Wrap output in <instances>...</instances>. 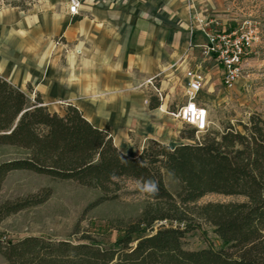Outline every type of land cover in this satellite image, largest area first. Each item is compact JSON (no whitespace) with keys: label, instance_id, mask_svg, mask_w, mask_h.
<instances>
[{"label":"trees","instance_id":"16d2710c","mask_svg":"<svg viewBox=\"0 0 264 264\" xmlns=\"http://www.w3.org/2000/svg\"><path fill=\"white\" fill-rule=\"evenodd\" d=\"M25 9V8H22ZM30 92L0 74V145L23 153L0 162V190L20 169L74 180L100 189V201L116 197L126 180L157 182L142 212L117 226L115 241L103 244L92 233L69 238L40 234L17 240L0 232L4 264H264V116L197 129L172 146L155 138L131 156L116 144L111 128L90 121L73 103L52 111L40 92ZM159 100L150 103L160 106ZM46 187L17 200H0V223L10 214L45 202ZM210 193L239 196L230 201H199ZM211 227L221 244L189 249L188 233ZM79 229L74 234H78Z\"/></svg>","mask_w":264,"mask_h":264},{"label":"crops","instance_id":"0c3cea01","mask_svg":"<svg viewBox=\"0 0 264 264\" xmlns=\"http://www.w3.org/2000/svg\"><path fill=\"white\" fill-rule=\"evenodd\" d=\"M81 2L80 11L75 15L69 13L70 0H43L37 12L28 15L13 7L5 14L6 25L0 31V43L9 41L13 54L3 48L1 66L7 68L18 62L22 66L21 75L27 82L37 84L35 91L42 94L48 106L57 98L78 106L73 101L77 99L89 116L78 107L93 123L91 117H98L110 119L116 128H133L142 133L165 132L161 123L164 113L168 112L165 105L158 112L150 113L142 107L140 97L132 88L140 83L149 85V79L155 78V85L163 91L159 82H163L165 73L171 72L179 77L184 75L187 87V71H202V65L213 60L203 55L202 48L198 51L197 47L207 40L200 21L211 20L210 14L221 10L222 1ZM58 40L82 50L81 75H77L71 60L61 67L55 54L62 51L60 46L56 47ZM204 58L208 61L204 62ZM0 74L9 79L1 71ZM200 100L207 105L206 100L201 97ZM150 108L155 109L151 105ZM94 124L101 128L110 126L109 123ZM120 149L131 156L141 152L134 144Z\"/></svg>","mask_w":264,"mask_h":264},{"label":"rangeland","instance_id":"374dc122","mask_svg":"<svg viewBox=\"0 0 264 264\" xmlns=\"http://www.w3.org/2000/svg\"><path fill=\"white\" fill-rule=\"evenodd\" d=\"M221 1V10L216 14H210L209 18L215 19L218 22L216 26L220 29L247 32L252 36V42L244 62V71L231 87L224 84L222 64L210 60L202 65L201 70L205 75L207 85L200 93V97L207 102L211 117L210 126L215 129H223L229 122L247 121L253 113H260L264 116V0ZM41 2L43 0H0L1 33L6 25L5 14L12 11L13 7H17L22 14L28 15L31 12L35 14ZM9 44V41L0 43V52L6 48L8 53L13 54V49ZM192 45L196 46L195 43ZM59 46L62 51L59 50L55 54L59 57L61 67L68 65L71 60L74 62L77 75H81L82 50L77 49V46L73 44L64 45L63 40L57 41L56 47ZM197 48L198 51L201 49V47ZM206 61L208 60L204 58V62ZM1 64L0 71L5 76L34 95L29 87L32 86L37 90V84L26 81L25 76L21 75L22 66L18 62L10 64L7 68H4L6 65L1 66ZM162 78L163 82H159V86H163L162 98L149 81V85L140 83L132 88V91L137 93L142 107L150 113L158 112V109L165 105L168 112L164 113L161 122L165 132L142 133L133 128H116L110 119L103 120L98 117H91V119L101 126L109 123L116 143L123 148L128 144H134L140 150L149 138H155L173 146L178 142H192L193 139L183 138L181 134L184 132L189 134L195 126L185 123L181 118L172 114L187 101L185 76L179 77L177 73L171 72L168 75L165 73ZM155 98H158L161 104L151 109L150 103ZM73 101L86 114L88 113L77 99ZM67 102V99L57 98L49 107L52 111L62 113ZM204 133L196 131V138L202 137ZM22 153L23 151L16 146L0 145V162L20 156ZM123 186L116 197H111L114 195L109 194V199L99 202V198L103 195L100 189L82 185L74 180L56 179L27 169L14 170L3 182L0 190L1 201L17 200L34 195L46 187L52 188L53 192L45 202L7 216L0 223V232L5 235V239L13 240L33 234L53 238L71 236L77 238L88 232L96 236L103 244H110L122 235V232L116 229L117 226L137 217L142 212L147 199L137 187L136 180H126ZM237 199H242V197L210 193L199 202ZM76 229H79L78 234H74ZM210 242L218 246L221 244V240L208 226L203 230L188 233L185 238V246L189 249L207 247ZM4 263L5 259L0 254V264Z\"/></svg>","mask_w":264,"mask_h":264},{"label":"built area","instance_id":"2783aa9c","mask_svg":"<svg viewBox=\"0 0 264 264\" xmlns=\"http://www.w3.org/2000/svg\"><path fill=\"white\" fill-rule=\"evenodd\" d=\"M81 3V0H70L69 13L78 14ZM200 23L207 39L200 45L202 53L205 57L222 64L224 84L231 87L244 71V62L251 46L252 36L243 30L220 29L216 26L218 22L215 20L202 19ZM187 77V102L172 114L185 123L195 126L197 131L205 132L211 124L210 110L199 97L206 83L205 75L200 70L190 69L187 71ZM154 79H149V82L162 98L163 91L155 85Z\"/></svg>","mask_w":264,"mask_h":264},{"label":"clouds","instance_id":"9594fccd","mask_svg":"<svg viewBox=\"0 0 264 264\" xmlns=\"http://www.w3.org/2000/svg\"><path fill=\"white\" fill-rule=\"evenodd\" d=\"M137 187L140 188L142 193L147 194L149 196L155 195L158 191L157 182L152 179L144 180L143 182L138 181Z\"/></svg>","mask_w":264,"mask_h":264}]
</instances>
